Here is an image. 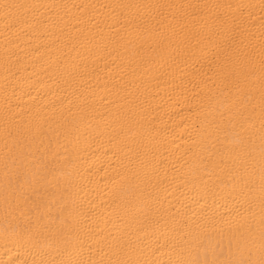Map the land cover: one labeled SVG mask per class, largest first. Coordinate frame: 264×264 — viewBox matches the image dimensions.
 Wrapping results in <instances>:
<instances>
[{
	"label": "bare ground",
	"instance_id": "1",
	"mask_svg": "<svg viewBox=\"0 0 264 264\" xmlns=\"http://www.w3.org/2000/svg\"><path fill=\"white\" fill-rule=\"evenodd\" d=\"M0 264H264V0H0Z\"/></svg>",
	"mask_w": 264,
	"mask_h": 264
}]
</instances>
